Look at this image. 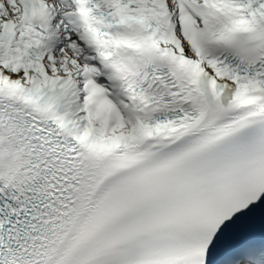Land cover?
<instances>
[{"label":"snow or ice","instance_id":"obj_1","mask_svg":"<svg viewBox=\"0 0 264 264\" xmlns=\"http://www.w3.org/2000/svg\"><path fill=\"white\" fill-rule=\"evenodd\" d=\"M0 264H264V0H0Z\"/></svg>","mask_w":264,"mask_h":264}]
</instances>
